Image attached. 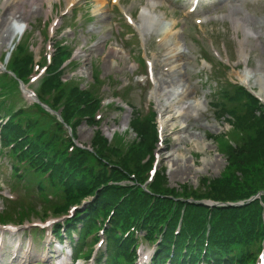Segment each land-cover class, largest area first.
Returning a JSON list of instances; mask_svg holds the SVG:
<instances>
[{"label": "rangeland", "instance_id": "obj_1", "mask_svg": "<svg viewBox=\"0 0 264 264\" xmlns=\"http://www.w3.org/2000/svg\"><path fill=\"white\" fill-rule=\"evenodd\" d=\"M40 1L45 10L52 4V13L47 16L43 8H31L30 0L26 1L24 10L16 14V20L25 24L26 32L21 41L16 40L11 48L8 42L14 22L13 17H10L12 10L3 11L2 6L8 1L0 0V62L6 67L10 54L20 43L26 54L30 51L34 53V80L29 87L37 92L40 90L38 75L49 62V56H55L56 49L63 45L64 51L71 54L73 60L68 61L69 65L62 69L60 77L89 90L106 107L104 117L97 120L96 125L83 121L76 127L74 143L77 146L89 148L95 132L101 129L110 143L116 142L124 147L138 139L130 127L132 117L138 113L150 117L155 112L159 133L153 151L155 167L157 171L165 170L168 188L177 193H183L186 189L200 191L205 188H202L204 179L214 180L225 174L227 162L221 154L219 138L225 136L235 141L241 132L232 127L230 121L235 120L229 115L219 116L212 105L213 99L218 98L210 96V90L205 87L207 82L212 83L216 91L222 92L221 86L226 84L217 85L216 80L240 82L239 76L246 66L255 75L264 70V0H224L215 4H211V0L202 3L200 0L195 13L190 11V0ZM144 11L155 20L147 22L150 25L141 34L136 28L141 24ZM232 18L244 19L253 27L254 33L258 32V36H248L246 41L243 29H235ZM239 40L246 41V62L239 60ZM212 46L220 51L219 56H216ZM169 48L176 50L172 60L178 70L176 83L172 85L179 93L186 92V95L171 113L164 112L161 115L159 110L164 104L155 102L151 95L156 80L166 76L164 73L168 67L164 68L163 61L168 57ZM4 73L0 69V75ZM2 78L7 90L13 94L0 100L5 101L0 106V111L4 112H0L1 117L22 110L25 115L20 117V120L23 118V126L32 123L34 128V102L17 91L19 85L14 84L15 90L11 89L12 78ZM2 78L0 84L3 83ZM223 88L231 90L230 87ZM0 91V95L6 93L1 88ZM245 101L243 97L235 102L224 103L239 115ZM111 102L115 103L114 106L107 108ZM171 116L176 119L169 122L163 132L160 124ZM173 127L181 131L171 133ZM39 130L35 129L36 132ZM168 134L169 142H163V137ZM212 137L216 138L213 140ZM167 143L169 146L163 149ZM6 153L5 149L0 150V219L2 222L4 219V223L18 222L22 217L31 222L23 225L27 228L19 227L26 232V237L18 255L19 259L23 257L26 260L22 255L31 236L39 244L55 225L62 226L76 214L85 211L91 200L74 209L70 217L63 213L55 217L57 215L51 210L65 205L64 191L60 187L53 188L48 178L37 173L16 177L11 171L13 159ZM160 158L166 160L161 161ZM40 222L54 223L45 228L32 226ZM76 226L79 227L80 223ZM76 233L81 237L75 245L76 256L83 260V264L112 263L110 260L106 262L104 243L98 244L95 235L86 236L85 232L78 230ZM97 238L100 239L99 236ZM139 238L135 264H150L155 247ZM9 249L5 243L0 264L10 263ZM36 249L39 253L43 250L42 246ZM248 264H258V260Z\"/></svg>", "mask_w": 264, "mask_h": 264}, {"label": "trees", "instance_id": "obj_2", "mask_svg": "<svg viewBox=\"0 0 264 264\" xmlns=\"http://www.w3.org/2000/svg\"><path fill=\"white\" fill-rule=\"evenodd\" d=\"M27 53L18 46L9 65L16 77L24 82L33 64L32 53ZM69 57L63 48L58 50L54 65L41 82L39 98L54 111H61L63 122L75 133L83 120L96 123L94 115L100 101L89 90L60 77L58 70ZM2 80L0 88L5 92L6 83ZM47 95L50 96L48 100ZM243 97L246 101L242 103L239 115L224 103ZM213 105L219 108V116L233 118L236 123L230 121V124L241 133L235 141L225 136L219 138L221 154L227 161L226 172L214 180L204 179L202 188H205L200 191L186 189L177 193L168 188L165 170L156 173L147 185L148 191L143 189L153 167V150L157 142L154 115L134 116L131 126L138 137L135 142L122 147L116 142L110 143L99 130L91 148L85 149L65 139L63 124L40 105H35L36 110L32 113L36 115L35 126L33 128L31 123L29 127L40 130L34 132L33 139H28L30 145L26 157L34 163L33 157L37 155L36 162L51 169V180L56 178L57 187L64 190L65 205L55 207L56 212H64L69 206L93 197L84 217L78 219V216L71 222H81L84 230H90L94 220L110 217L105 234L108 260L112 263H132L133 232L137 231L145 233L151 241L160 237L155 263L170 258L171 253L173 264H182L183 258L190 261L202 258L205 264H233L237 260L242 264L249 256L245 250L255 242L260 246L264 242V111L259 102L240 87L223 89ZM18 128L9 123L4 129V140L13 134L15 137L22 135ZM259 193V199L240 207L209 208L188 201L191 198L246 203ZM128 231H132L131 238H124Z\"/></svg>", "mask_w": 264, "mask_h": 264}, {"label": "bare ground", "instance_id": "obj_3", "mask_svg": "<svg viewBox=\"0 0 264 264\" xmlns=\"http://www.w3.org/2000/svg\"><path fill=\"white\" fill-rule=\"evenodd\" d=\"M9 1V0H8ZM28 0H10V2H8L7 4H4L2 6V10L3 11H8V9H11L12 12L10 13V17L12 18L13 22V26L11 28L12 30V34L11 37L9 39V47L12 48L13 44L15 43V41L22 37L25 33V29L22 28L20 22H18V20H16V14L18 12H22L24 10L23 5L24 2H26ZM156 2V0H154ZM30 7L34 8V9H42L45 10L43 3L40 0H30ZM51 8L52 6L50 5V8H48V10L46 11L47 13L51 12ZM146 11L142 12L141 14V23L142 26L148 25L147 22H153L155 20V18H153L152 16H150L149 14H147ZM232 22L234 25L235 29H246L245 32V36H249L252 30H251V25L248 24L244 19H234L232 18ZM239 60L243 61V60H247V53H246V49H245V44L246 41H241L239 40ZM175 51L176 50H171V48L168 49L167 55L168 57L163 61L164 63V68L168 67L167 69H165V73L164 75H166L165 77H161L160 79L156 80V84L155 87L153 88L152 91V95L153 98H155L156 102L158 104H164L159 112L161 114L165 113H171L170 111H172L177 104H181L183 102V100L185 98H183L184 95H186L185 93H179V91H177L172 83H176L175 79H176V75H177V65H174V61L172 60L174 55H175ZM2 64V63H0ZM240 81L250 90H252L259 98L264 99V70L259 73V75H255L251 70H247L244 72L243 75H241L240 77ZM178 84V83H177ZM29 91V90H28ZM25 89V96L29 95L28 92ZM182 92H184L182 90ZM195 106L197 107V104H195ZM176 117L175 116H171L168 120H166L165 122H161L160 124V129L164 132V130L168 127V123L169 122H173L175 121ZM185 128H182V130ZM181 131V129H178L177 127H173L172 128V132H179ZM170 137L169 134L165 135V138L163 137V142H169ZM167 146H169V143H167L166 146L163 147V149H167ZM161 161H165L166 158H160ZM183 170H181L182 172Z\"/></svg>", "mask_w": 264, "mask_h": 264}]
</instances>
